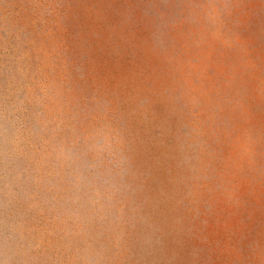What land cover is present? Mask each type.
<instances>
[{
    "label": "rangeland",
    "instance_id": "374dc122",
    "mask_svg": "<svg viewBox=\"0 0 264 264\" xmlns=\"http://www.w3.org/2000/svg\"><path fill=\"white\" fill-rule=\"evenodd\" d=\"M0 264H264V0H0Z\"/></svg>",
    "mask_w": 264,
    "mask_h": 264
}]
</instances>
